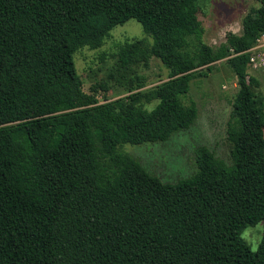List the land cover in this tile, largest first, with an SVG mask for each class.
<instances>
[{
	"label": "trees",
	"instance_id": "trees-1",
	"mask_svg": "<svg viewBox=\"0 0 264 264\" xmlns=\"http://www.w3.org/2000/svg\"><path fill=\"white\" fill-rule=\"evenodd\" d=\"M200 1L0 0V264H264V234L257 250L243 237L264 225V108L248 74L264 0L216 46L200 41ZM130 19L152 37L117 52L130 89L144 85L133 68L153 57L170 78L101 102L74 55ZM224 59L239 87L232 163L200 146L197 170L165 182L122 147L191 127V81Z\"/></svg>",
	"mask_w": 264,
	"mask_h": 264
},
{
	"label": "rangeland",
	"instance_id": "rangeland-1",
	"mask_svg": "<svg viewBox=\"0 0 264 264\" xmlns=\"http://www.w3.org/2000/svg\"><path fill=\"white\" fill-rule=\"evenodd\" d=\"M258 6L256 0H201L198 20L202 23L203 36L200 41L207 46H216L225 41L228 32L241 33L244 16L252 7ZM146 37L152 41L142 24L130 19L115 26L100 48L81 47L74 60L83 80V89L89 93L96 85V95L104 102L126 99L134 92L148 90L168 80L170 70L157 57L150 60L148 67L140 64L133 68L144 78V85L140 88L130 89V72L118 71L116 55L120 46ZM251 57L254 60H251L248 74L257 80L253 90L264 108V35L251 49ZM132 76L134 78V74ZM101 83L107 84L109 89L104 91L100 88ZM238 88L237 77L227 60L217 62L207 75L191 81L190 91L184 97L187 104L194 102L198 108V117L191 127L173 134L164 142L128 143L122 149L137 157L150 172L165 182H177L197 170L200 146H207L219 159L231 164L227 122ZM157 102L146 104V107L151 109ZM263 234L264 225L258 223L248 226L243 237L253 250H257Z\"/></svg>",
	"mask_w": 264,
	"mask_h": 264
},
{
	"label": "built area",
	"instance_id": "built-area-1",
	"mask_svg": "<svg viewBox=\"0 0 264 264\" xmlns=\"http://www.w3.org/2000/svg\"><path fill=\"white\" fill-rule=\"evenodd\" d=\"M251 60H254V58L251 57ZM250 64H251V62H250Z\"/></svg>",
	"mask_w": 264,
	"mask_h": 264
}]
</instances>
